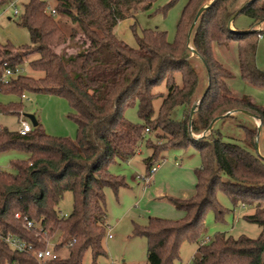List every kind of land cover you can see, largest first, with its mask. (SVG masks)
Returning <instances> with one entry per match:
<instances>
[{
  "label": "trees",
  "instance_id": "trees-1",
  "mask_svg": "<svg viewBox=\"0 0 264 264\" xmlns=\"http://www.w3.org/2000/svg\"><path fill=\"white\" fill-rule=\"evenodd\" d=\"M53 1L55 14L46 0H28L17 16L30 44H0V71L4 64H26L42 74H23L0 86L2 95L19 99L0 104V115L27 119L24 94L59 97L69 106L67 117L76 125V136L48 134L36 113L37 125L24 136L0 127V154L28 155L11 161L15 174L0 170V264H83L88 252L91 264H98L107 256L105 190L117 194L128 187L110 166L132 160L145 148L148 174L166 160L167 152L190 147L201 157L195 193L170 199L182 217L150 218L146 226H134L133 236L147 239V264H176L184 243L198 244L191 264H264V158L256 150L257 129L244 128L245 146L225 142L213 130L216 120L235 112L250 114L264 130V107L233 95L227 83L231 73L214 55L215 44L236 42L242 78L264 86V72L255 62L264 0L240 5V0H186L173 40L165 31L138 33L132 25L136 46L120 40L115 29L138 13L152 14L159 0ZM180 1L169 0L159 10L167 12ZM9 2L0 0V11ZM56 15L68 17L81 35L74 30L67 36ZM239 16L250 20L247 30L235 25ZM158 99L163 100L156 110ZM134 108L139 123L126 117ZM177 108H182L180 120L173 119ZM67 192L72 210L62 215L59 205ZM219 192L234 209L253 208L243 218L260 228L257 238L217 233L209 242L203 240L207 214L212 211L215 221L223 223L228 211L218 203ZM27 221L34 228L27 229ZM7 236L20 238L34 251L52 247L58 257L41 263L33 252L11 248L4 241ZM63 248L66 258L59 255Z\"/></svg>",
  "mask_w": 264,
  "mask_h": 264
},
{
  "label": "rangeland",
  "instance_id": "rangeland-1",
  "mask_svg": "<svg viewBox=\"0 0 264 264\" xmlns=\"http://www.w3.org/2000/svg\"><path fill=\"white\" fill-rule=\"evenodd\" d=\"M46 1L53 10L54 1ZM168 1L159 0L155 4L152 14L138 13L135 18H128L120 22L115 29L117 37L131 46H136L132 31V25H135L138 33L145 29L165 31L168 33L169 39L173 40L186 0H181L174 7L167 10V12H164L163 9L159 10ZM27 2L28 0H19L17 8L20 12H22L23 6ZM243 2L244 0H240L239 5ZM55 17L67 36H70L74 30L81 35L78 26L68 17L64 15H56ZM17 18L13 14V8L8 5L0 11L1 45L9 43L19 48L30 44V36L24 28L17 25ZM235 25L247 30L250 26V20L244 16H239ZM259 30H263V33L261 32L263 36L258 40L255 62L257 69L264 72V25ZM214 55L231 73V77L227 79V83L233 95L248 97L256 104L264 107V86L258 83H250L242 78L238 44L233 42L227 47L215 44ZM21 68L24 74L35 78L42 75L41 73L31 71L26 64ZM262 81L264 82V80ZM161 89L160 91L166 93L164 87ZM27 96L31 99V102L23 101L26 113L32 115L36 113L48 134L75 138L77 128L67 117L69 110L65 100L54 96L29 94ZM162 100L158 99L155 101L156 110L159 109ZM181 116L182 108H177L173 113V119L180 120ZM126 117L133 123L141 122L137 114V108L128 110ZM0 125L10 131H17L20 127V118L14 115L1 114ZM244 128L257 129L256 150L264 158V130L259 129L260 123L253 116L244 112H235L233 116L218 119L213 124L214 132H219L225 142L236 143L241 146H245ZM148 155L149 151L142 148L141 153L137 154L129 163H116L110 166L111 173L124 177L130 189H120L117 194L110 188H106L105 190L107 233L111 234L112 238L106 237L103 240L107 256L100 258L98 264H147V239L145 237L133 236L135 224L146 226L150 218L177 220L182 217V212L176 210L171 204L170 199L172 197L167 192L168 190H180V181L177 183L174 180L177 176L172 175L171 178L167 171L169 168L178 169L180 172H183L180 173L181 178L184 176V172L188 173V176L182 181L185 180V183L189 185L191 181H196L193 172L201 167L199 153L192 147L188 150L177 149L167 152L165 155L166 160L158 166V170L162 169L163 177L166 176L165 180L159 181L158 174L156 173V180L150 186H145L143 181L137 180V175H147L143 160ZM27 158L28 155L26 153L19 151L1 153L0 169L15 174L16 170L11 167V161L25 160ZM176 164L179 166H176ZM223 179L226 180V177ZM160 193H163V195H159ZM217 200L228 211L223 223L215 221V214L212 211L207 214L203 235V240L206 243L212 240L217 233H227L234 238H238L241 235L250 238L258 237L260 228L255 224L246 222L243 218L244 215L253 213L252 207L239 206L234 209L229 197L222 192L217 194ZM72 204V194L70 192L65 193L64 199L59 205L61 214H70ZM197 247L198 244L184 243L181 248L180 260L176 264H191ZM59 255L62 258L68 257V250L66 248L61 249ZM91 263V253L88 252L83 264Z\"/></svg>",
  "mask_w": 264,
  "mask_h": 264
},
{
  "label": "built area",
  "instance_id": "built-area-1",
  "mask_svg": "<svg viewBox=\"0 0 264 264\" xmlns=\"http://www.w3.org/2000/svg\"><path fill=\"white\" fill-rule=\"evenodd\" d=\"M19 3V0H10L8 6L13 8V14L15 16H18L20 11L17 8V5ZM48 10L52 12V14H55L54 11L48 7ZM260 38H262V35H259ZM23 70L20 66H16L14 68H11L7 66V64L3 65V68L0 71V86L8 85L12 79L17 78L20 75H23ZM23 101L31 102V99L27 96V94H24L22 97ZM32 130V124L27 119H20V127L18 129L19 134L22 136L29 134ZM1 170V169H0ZM158 166H154L150 172L146 176H140L137 175V179L140 181H143L145 186H150L155 181V174L157 173ZM17 218H20L19 215H17ZM34 224L31 221H27L26 227L27 229L34 228ZM106 237L112 238L111 234H106ZM4 241L6 244H8L11 248L18 250L19 252H33L34 256L39 260V262L43 263L48 260H54L58 257V254L51 248H47L46 250H39L34 251L32 245L27 244L25 241L21 240L17 237L7 236L4 238Z\"/></svg>",
  "mask_w": 264,
  "mask_h": 264
},
{
  "label": "crops",
  "instance_id": "crops-1",
  "mask_svg": "<svg viewBox=\"0 0 264 264\" xmlns=\"http://www.w3.org/2000/svg\"><path fill=\"white\" fill-rule=\"evenodd\" d=\"M18 101H19V99L14 97V96H5V95H2L0 93V104H2V105H6V104H9L11 102H18ZM68 110H69V106H68ZM25 114H28V113H26V111H25L23 116H25ZM0 127H3V126L0 125ZM140 153H141V151H140ZM129 162L130 161H128L127 163H129ZM176 166H179V165L176 164ZM169 169H168L167 173L170 174L171 178H172V175L175 176V177L177 176L176 178H174V180L177 183L180 181L179 185L181 187L180 190L179 189L178 190H172V191L168 190L167 192H169V195L172 198L174 197L176 199H188V198H190L195 193V186H196L197 180L196 181H191L189 183V185H187V183H185V180L184 181H182V180L185 179V177L188 176V173L184 172L185 174L181 178V174L180 173H183V172H180L178 169H174V168H169ZM145 171H146V167H145ZM157 171H158L157 174H158V177H159V181L162 182L163 180H165L166 176L163 177L162 169L161 170L159 169ZM193 174H194V178L196 179L195 171L193 172ZM155 180H156V176H155ZM124 189H130V186L128 185V187L124 188ZM159 195H163V193H160ZM106 220H107V218H106Z\"/></svg>",
  "mask_w": 264,
  "mask_h": 264
},
{
  "label": "water",
  "instance_id": "water-1",
  "mask_svg": "<svg viewBox=\"0 0 264 264\" xmlns=\"http://www.w3.org/2000/svg\"><path fill=\"white\" fill-rule=\"evenodd\" d=\"M208 6H206V7H203V8H201L200 10H199V12H198V14H197V16H196V20L198 19V17L200 16V14L202 13V11L204 10V9H206ZM195 105L192 107V111H191V113L193 114L194 113V111H195ZM25 117L31 122V124L33 125V126H36L37 125V121H36V118H35V116L34 115H32V114H26L25 115ZM260 129V128H259Z\"/></svg>",
  "mask_w": 264,
  "mask_h": 264
}]
</instances>
